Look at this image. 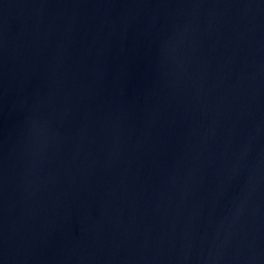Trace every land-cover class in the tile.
I'll list each match as a JSON object with an SVG mask.
<instances>
[{
	"label": "water",
	"instance_id": "water-1",
	"mask_svg": "<svg viewBox=\"0 0 264 264\" xmlns=\"http://www.w3.org/2000/svg\"><path fill=\"white\" fill-rule=\"evenodd\" d=\"M0 264H264V0H0Z\"/></svg>",
	"mask_w": 264,
	"mask_h": 264
}]
</instances>
